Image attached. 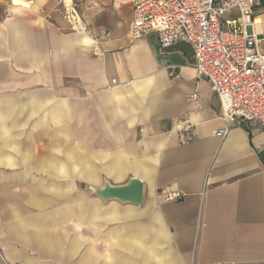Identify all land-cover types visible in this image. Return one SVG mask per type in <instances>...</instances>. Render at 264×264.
<instances>
[{
  "label": "crops",
  "instance_id": "obj_1",
  "mask_svg": "<svg viewBox=\"0 0 264 264\" xmlns=\"http://www.w3.org/2000/svg\"><path fill=\"white\" fill-rule=\"evenodd\" d=\"M131 1L76 0L90 24L107 32L104 57H94L88 37L69 30L56 0H0V99L30 91L31 113L44 118L34 126L67 145L73 162L65 168L53 163L59 160L52 154L45 159L52 162L51 175H74L89 184L100 173L143 180L148 199L137 218L152 223L141 232L151 233L154 243L146 246L143 235L124 238L116 231L120 245H131L155 264H264V131L247 122L221 137L220 100L204 79L197 81L191 46L181 42L161 51L154 34L129 39ZM257 4L254 32L264 50V9ZM24 110L0 109L3 167L28 162L23 152L13 154L16 145L3 120ZM16 118L12 128L20 136L25 124ZM181 119L190 125V139ZM81 200L95 206L84 195ZM132 212L119 214L122 221L137 216ZM5 231L9 245L19 235L44 249L54 246L47 234L30 235L15 225ZM156 239L170 243V255L156 252ZM7 249L11 262L17 253Z\"/></svg>",
  "mask_w": 264,
  "mask_h": 264
},
{
  "label": "rangeland",
  "instance_id": "obj_2",
  "mask_svg": "<svg viewBox=\"0 0 264 264\" xmlns=\"http://www.w3.org/2000/svg\"><path fill=\"white\" fill-rule=\"evenodd\" d=\"M29 92L26 91L24 97H14L12 95L16 93L11 92L8 94L11 97L0 99V109L25 108L23 114L5 115L3 120L11 131L12 143L16 145L13 154L23 152L28 158V162H13L9 168L0 165V231H4L0 235V264H155L156 260L145 259L131 245L127 247L117 243L119 237L115 234L121 231L124 238L143 235V244L152 246L153 235L148 231L141 232L147 224L152 226V223H147L145 218H137L142 211L145 212L147 196L143 194L141 205L134 206L117 200L103 201L90 191V188H100L107 182L123 185L130 177L117 180L100 173L98 182L89 184L75 179L74 175H51L53 167H47V163L51 165L52 162H45V159L52 154L59 160L53 163L65 168H69L73 161L70 160L66 144L61 145L60 141L58 145L57 140L53 141L51 136L39 132L38 127L34 126L36 121L44 118L43 114L31 113L34 99ZM15 118L21 125L25 124L24 128H20V136L19 129L12 128ZM59 139L62 143L66 140L63 135ZM82 195L93 199L95 206L82 201ZM95 209L98 215L93 213ZM127 210L137 216L122 221V215ZM114 212L118 213L116 218L111 217ZM9 225H15L18 231L29 230L30 235L33 231L37 236L47 234L54 246L44 249L36 241L22 240L19 235H16L15 243L9 245L5 238ZM155 242L153 246H157V253L170 255V243L157 239ZM6 247H12L17 253L11 262L6 257L10 250H6Z\"/></svg>",
  "mask_w": 264,
  "mask_h": 264
},
{
  "label": "built area",
  "instance_id": "obj_3",
  "mask_svg": "<svg viewBox=\"0 0 264 264\" xmlns=\"http://www.w3.org/2000/svg\"><path fill=\"white\" fill-rule=\"evenodd\" d=\"M57 10L70 31L88 37L91 55L104 57L101 45L105 29L95 28L75 0H56ZM258 0H132L128 28L131 40L154 34L161 51L185 42L193 50L198 79L210 84L220 100L225 137L231 126L255 122L264 131V50L254 32ZM237 12L234 19L224 20ZM171 79L179 74L169 72ZM115 85L117 81L111 80ZM128 85V83H124ZM197 97V87L192 100ZM181 131L191 138L185 120ZM173 197H179L175 194Z\"/></svg>",
  "mask_w": 264,
  "mask_h": 264
},
{
  "label": "water",
  "instance_id": "obj_4",
  "mask_svg": "<svg viewBox=\"0 0 264 264\" xmlns=\"http://www.w3.org/2000/svg\"><path fill=\"white\" fill-rule=\"evenodd\" d=\"M264 9V0H258ZM91 193L103 201L117 200L120 203H129L134 206L141 205L144 198V182L141 179L130 177L123 185H114L109 182L100 188H90Z\"/></svg>",
  "mask_w": 264,
  "mask_h": 264
},
{
  "label": "bare ground",
  "instance_id": "obj_5",
  "mask_svg": "<svg viewBox=\"0 0 264 264\" xmlns=\"http://www.w3.org/2000/svg\"><path fill=\"white\" fill-rule=\"evenodd\" d=\"M256 21V20H255ZM259 22H262V20L259 18L258 20H257V22L256 23H258L259 24ZM255 24V22L253 23V25ZM254 27V26H253ZM1 259H2V257H1ZM5 259V258H4Z\"/></svg>",
  "mask_w": 264,
  "mask_h": 264
}]
</instances>
